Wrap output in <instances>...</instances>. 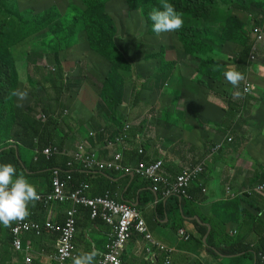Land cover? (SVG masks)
Returning a JSON list of instances; mask_svg holds the SVG:
<instances>
[{
    "label": "crops",
    "instance_id": "1",
    "mask_svg": "<svg viewBox=\"0 0 264 264\" xmlns=\"http://www.w3.org/2000/svg\"><path fill=\"white\" fill-rule=\"evenodd\" d=\"M31 46L29 53L36 62L30 63V66L42 64L46 69L45 73L55 70L54 66L49 65L44 57L36 58L35 49L37 48ZM24 54L25 52H23ZM86 54V58L89 60L87 62L79 61L80 59L70 61V55L68 56L65 61L74 63V67L68 71L70 75H74L77 63L80 62L87 63V65L91 62V69L95 67L92 62L98 66L106 65L104 59L96 52L85 49L84 55ZM39 60H41V64L38 62ZM156 67L157 65L154 69ZM23 69L27 76V67ZM94 70L98 71V69ZM245 71V78L252 86V93L247 95L251 98L245 101L243 96L245 93L238 88L241 97L237 98V96L235 99L234 92L237 89H233L232 103L238 105L243 102L244 97V108L234 110L232 120L236 122V126L231 127L228 132L225 129L228 127L226 121L229 120L230 108L226 96L221 97L209 92L202 97L205 104L200 116L195 110L191 113L185 112V97L182 95L177 97V94L173 95L170 91L181 79L174 73V70L168 76L167 81L163 80L164 84L154 82L153 87L146 88L147 94L141 97V103L144 100L146 106L140 103V106L136 107L132 101L133 98L130 97L131 93L126 92L124 105L120 108V115L123 118L126 117V124L131 125V133L129 132L130 140L123 148L118 149L124 155V164L134 165L139 159L147 162L165 160L169 167L167 173L172 177H176L189 166L188 164L201 166L204 170L199 176V180L192 184V201L186 200L180 205L179 214L182 220L180 224L179 220L177 221L178 230L174 229V221H171L168 216H165L160 222L155 221L158 201L155 194H152V200L147 205L141 202V199L144 200L147 196L146 191L150 189L145 180L141 179L136 185L132 183L133 177L116 172L105 173L110 182H114L110 183L111 189L106 190H111L114 198L118 201L136 206L146 221L153 238L173 250L170 255L171 264H240L242 257H249L251 264H255L256 251L259 250V247L264 246V215H261L264 213V192H253L256 186L264 185L263 48L260 49V56L256 63H252L250 68ZM181 75L188 77L190 71L181 67ZM151 77L150 75L149 79ZM33 79L35 80L36 77L33 76ZM74 80L77 79H72L71 82ZM84 80L85 78H82L81 88ZM86 84L92 86L94 90L96 84L98 92H100V84L95 80H87ZM26 86L27 79L25 77L22 79L21 89ZM81 88L79 90L65 89L61 93L63 95L62 102L58 103L55 101L58 97L57 94L47 95L39 86L38 97L33 98L29 95L24 103V107L33 103L35 107L33 116L41 122L48 120L45 111H48V114L54 119L56 118L55 121L57 120L58 124L54 126L53 133L57 131L56 133L59 134L58 138L62 143V149L57 146L51 148L57 150L54 155L64 157L65 168L71 162L72 166H75L73 170L79 166L75 160L77 154L95 152L101 160L105 161L112 158L113 153H116L108 150L106 145L117 128L110 127V119L105 113L98 112L100 98L94 100L95 93L88 89L87 92L81 94ZM130 90L136 91L137 89L130 88ZM166 94L168 97L163 98V95ZM65 101L70 102L69 109L65 105ZM74 103L76 104L74 105ZM167 108H173L172 112L175 118L179 119L178 126L173 125L172 120H164L163 114ZM222 108H227V111L223 112ZM150 115H154V117L152 118ZM142 124L145 126L143 130H140ZM228 138L231 141L226 143ZM216 144H222L223 148L218 153L211 155L209 149ZM140 149L144 151L142 156H139ZM38 154H43V152L37 149L32 153L25 154L23 160L26 165L32 161L36 162ZM51 170L46 179L37 174L32 175L34 177L29 182L36 187L38 194L50 191ZM95 174L97 173L95 172ZM201 188L206 189L205 196L201 195ZM102 190L103 187L98 189L97 186L98 194L102 193ZM167 201L163 202L165 206ZM70 207V203L51 205L46 208L36 203L35 207L29 206L28 219L40 223H44L48 219L56 223H63L66 211ZM77 221L75 251L77 255L95 251L97 254L94 264H98L105 251L111 228L100 220L91 219L89 211L84 208L79 212ZM11 227L5 228L0 225V264H24L25 255L15 252L12 247ZM200 228H207L208 233H214L211 240V246L214 247H210L213 251L204 247L207 236L200 241L198 234ZM179 230H184L191 239L187 242L182 241L178 236ZM22 237L25 246L29 244L32 246V264H60L53 260L58 240L56 234H44L40 237L34 234H24ZM238 246L247 248V250L240 253L234 252ZM146 247L147 243L143 238L134 234L122 254L125 264H165L166 255L164 253L155 251V255L152 257L146 254ZM231 248H233L232 251ZM72 261L65 264H72Z\"/></svg>",
    "mask_w": 264,
    "mask_h": 264
},
{
    "label": "trees",
    "instance_id": "2",
    "mask_svg": "<svg viewBox=\"0 0 264 264\" xmlns=\"http://www.w3.org/2000/svg\"><path fill=\"white\" fill-rule=\"evenodd\" d=\"M168 2L182 14L184 24L178 31L157 36L152 31L149 13L153 9H160L161 0H1L0 164H13L17 174L23 172L29 181L34 177L33 174L46 179L51 169L65 168L64 157L57 155L47 157L38 154L36 162L32 161L26 165L23 160L25 154L37 149L43 152L48 147L57 146L62 149L59 134L56 133L57 131L53 133L58 121L45 111L48 120L41 122L33 116L35 110L33 103L18 108L16 98L11 97L10 93L13 89H21L20 68L27 67L26 88L30 90L29 95L33 98L38 97L41 86L47 95L55 91L58 95L55 101L62 102L61 93L65 89L79 90L82 78H86L87 73L91 71V62L88 65L80 62L77 63L74 75L69 74L68 71L74 67V63L65 60L78 47L96 52L109 64L105 68L92 62L94 69H98L99 72L97 73L100 84L98 112L105 113L110 119L109 126L117 128L111 138L109 137L110 140L118 135L124 125H127L126 117L120 115V108L126 98L127 83L129 88L137 89L132 99L136 107L141 103V90L138 89V81H135L131 74L126 76L135 69L118 43L123 41L126 35L128 21L123 16L125 9L138 18L137 27L141 33L138 43H153L159 46V51L146 53V58L155 59L159 62V66L155 68L150 79L140 84L141 89L153 87L154 82L163 83V80H167L174 70L181 79L170 91L176 93L177 97L179 95L185 97V112L191 113L195 110L200 116L205 104L202 98L204 95L209 92L221 97L225 95L230 108L229 120L226 121L228 127L225 130L228 132L231 127H235L236 122L232 120L234 110L243 109L244 97L245 101L251 97L245 94L243 102L238 105L232 103L234 88L225 80L223 73L229 68H235L245 76V69L250 68L253 63L248 59L252 43L250 29L253 25L264 23V0H168ZM28 40L35 43L33 46L37 48L36 58L44 57L55 70L45 73L46 69L42 64L30 66V63L36 60L30 56L29 47L25 49L22 47ZM22 48L25 54L19 55V50ZM168 49L172 50L174 58L167 57ZM181 67L190 71L188 77H182ZM35 73L43 75L39 84H35L33 79V76L36 77ZM72 79L77 80L71 82ZM222 110L226 112L227 108ZM172 111L173 108L165 109L163 118L167 121L172 120L173 125L178 126L179 119L175 118ZM150 116L154 117V115ZM144 126L145 124H142L140 130H143ZM222 148L223 145L219 151ZM163 163L161 174L164 177L168 175L171 179L175 178L167 173L169 167L165 160ZM74 170L73 183L75 185L87 183L89 189L86 195L91 198L102 196L106 189H111L110 183H114L106 177L105 173L108 172L81 168ZM140 180L141 178L135 177L132 183L137 185ZM145 182L150 189L145 192L147 196L144 200L141 199V202L147 205L154 193L151 184ZM97 186L98 189L103 187L102 193L98 194ZM190 193L192 194L191 190ZM156 199L158 201L155 221L160 222L168 216L174 221V229L178 230L182 220L179 208L186 200L170 197L166 199L169 202L167 201L165 206L163 203L165 199L160 197ZM79 211L81 212L82 208H79ZM198 234L200 241L207 236L204 247L213 251L210 247H214L211 246L214 233H208L207 228H200ZM262 247H259L256 255L259 252L264 254V246ZM246 250L247 248L238 246L234 252L240 253ZM255 264H259L257 257Z\"/></svg>",
    "mask_w": 264,
    "mask_h": 264
},
{
    "label": "built area",
    "instance_id": "3",
    "mask_svg": "<svg viewBox=\"0 0 264 264\" xmlns=\"http://www.w3.org/2000/svg\"><path fill=\"white\" fill-rule=\"evenodd\" d=\"M253 43L249 52V61L256 58L257 48L264 45V26L256 25L252 28ZM240 90L245 94L252 93L251 83L245 78L239 86ZM43 118H45L43 116ZM131 125L127 124L113 141H108L106 148L116 152L108 160H101L95 152L77 154L75 160L76 168L89 171L116 172L122 173L130 177L141 178L151 184L152 192L161 199L170 197H178L179 199L192 201L190 193L192 184L199 180V176L203 173L201 166H192L188 164L175 178L171 179L168 175L164 177L162 173L163 161L147 162L139 159L134 165L124 164V155L119 152V148L130 140ZM230 142V139L227 140ZM220 146L216 145L209 150L214 155ZM56 149L51 147L45 148L43 154L47 157L54 155ZM144 155L142 149L139 150V156ZM79 163V164H78ZM70 162L66 168H54L51 170V189L46 193H39L41 199L37 202L43 207L51 205H63L70 203L71 207L66 211V217L63 223H56L48 219L44 223L26 219L23 222L15 223L10 229L13 238L12 247L15 252L25 255L24 264H32V246L23 244V235L34 234L40 237L44 234H56L58 240L56 242V252L53 260L65 264L72 261L77 256L75 251V238L77 234V217L79 216V208L89 211V215L93 220H101L111 228L105 251L102 254L98 264H125L122 254L126 245L134 234L140 235L147 243L145 248L146 254L154 256L155 251L166 255L165 264H171L170 255L172 249L156 241L151 234L146 221L144 220L139 209L133 204L119 202L114 198L113 193L107 190L104 195L91 198L86 195L89 185L73 183V168ZM199 186V184H198ZM258 192H264V185L257 186ZM201 195L205 196L206 189L201 188ZM179 238L187 242L190 236L184 231L179 230ZM259 264H264V254L259 252L256 255Z\"/></svg>",
    "mask_w": 264,
    "mask_h": 264
},
{
    "label": "clouds",
    "instance_id": "4",
    "mask_svg": "<svg viewBox=\"0 0 264 264\" xmlns=\"http://www.w3.org/2000/svg\"><path fill=\"white\" fill-rule=\"evenodd\" d=\"M149 18L152 22V31L157 36L162 33L178 31L184 24L182 14L178 13L175 6L169 3L168 0H161L160 9H153L149 13ZM256 25L264 26V23ZM256 25H253L252 28ZM252 28L250 29V39L253 43V37L251 35ZM261 48L264 49V45L257 48L256 58L249 62L254 63L258 60ZM223 75L225 80L232 85L234 89H238L241 82L245 80L243 73L235 68H229ZM29 92L30 90L27 88H17L11 91L10 96L17 99L16 107L22 108L24 106L23 102L29 98ZM235 95L239 96L240 93L236 92ZM228 139H226V143ZM216 145L220 146V150L222 144ZM253 192L260 193L257 191V186L253 189ZM40 199L41 197L36 187L29 182L23 172L17 174L16 167L11 163L0 164V225L9 228L15 223L23 222L30 215L29 206L35 207ZM261 215H264V213H261ZM96 254L95 251H91L77 255L73 258L72 264H94Z\"/></svg>",
    "mask_w": 264,
    "mask_h": 264
},
{
    "label": "rangeland",
    "instance_id": "5",
    "mask_svg": "<svg viewBox=\"0 0 264 264\" xmlns=\"http://www.w3.org/2000/svg\"><path fill=\"white\" fill-rule=\"evenodd\" d=\"M20 1H24V0H20ZM123 16H124V19H127V21H128L127 29L125 31L126 35H125L124 40L123 41L121 40L118 43H119V46L121 47V49L126 53L127 58L130 59L132 65L134 66V69H135L133 72H129L126 76H129L131 74L132 78L135 81H138V89L142 90L140 88V84L145 83L144 82L146 80L145 78L149 79V76L152 75L153 71L155 70L154 69L155 65H157V67L159 66V62L156 61L155 59L146 58V55H147L146 53H153V52L159 51V46L156 44H153V43H146V44L140 43L139 44L138 39L140 36L139 34H141V33L138 30L139 27H137V25H138L137 16L132 15L129 12V10H127V9H125L123 11ZM24 44H25V46H22L23 48L29 47V49H31V47H32L31 45H33L35 43L28 40V42H25ZM23 48L19 50V55L23 54ZM84 50H85L84 47L82 49L80 47H78L77 49L73 50L76 55L74 53H71L70 57H69L70 61H72V59H75V60L80 59L79 61H86V62L89 61L86 58L87 54L84 55ZM171 51L172 50H170V49H168V51H167V57L168 58H174L175 57L173 55V53H171ZM179 54H180V52H179ZM73 55H75V56L71 57ZM38 62H40V64H41V60H39ZM104 63H106V65L104 66L106 68L109 64L107 62H104ZM23 68L24 67L20 68V75H21L20 77L22 79H24L26 77L25 69H23ZM40 70H43V69H40ZM91 70L93 72L91 73V71H90V73H87L88 78H85V80L83 82L84 84H83V87L81 88V94H84V92H87V89H88L89 91H93V93H95L96 97L93 96V98H94V100H97L99 98L98 86L95 84L94 85L95 90H94L92 88V86L86 84L87 80H89V81L95 80L99 84L98 74H97L99 72L95 71L94 69H91ZM35 75H36V79L34 80L35 84H39L38 82H39V80H41L43 78V75L37 74V73H35ZM126 78H128V77H126ZM170 79H168V80H170ZM45 84H47V83H45ZM126 91L128 94L131 93L130 97L133 98V96L135 95V91L130 90L128 83H127ZM236 92H238V89L235 90V92H234L235 99L240 98L241 95L237 97L235 95ZM55 93L56 92L53 91V95H55ZM146 94H147V90H146V88H144L141 92V97H144V95H146ZM173 95H176V93H173ZM209 96L211 97V95H209ZM166 97H168V94L163 95V98H166ZM69 99H72V98H69ZM65 102H66L65 105L69 109L70 102L69 101H65ZM75 104L76 103H74V105ZM141 104L143 106H146V103L144 100H143V103H141ZM179 108H180V105H179ZM153 113H154V110H153ZM240 264H251V260L249 257H242L240 259Z\"/></svg>",
    "mask_w": 264,
    "mask_h": 264
}]
</instances>
